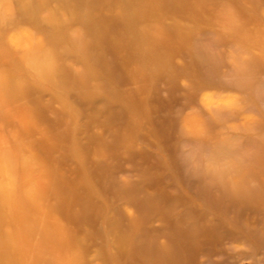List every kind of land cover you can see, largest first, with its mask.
<instances>
[{"label": "rangeland", "instance_id": "rangeland-1", "mask_svg": "<svg viewBox=\"0 0 264 264\" xmlns=\"http://www.w3.org/2000/svg\"><path fill=\"white\" fill-rule=\"evenodd\" d=\"M9 2L0 264H264V0H230L251 55L238 89L192 55L221 0ZM226 103L240 193L187 174L175 151L181 118Z\"/></svg>", "mask_w": 264, "mask_h": 264}, {"label": "clouds", "instance_id": "clouds-1", "mask_svg": "<svg viewBox=\"0 0 264 264\" xmlns=\"http://www.w3.org/2000/svg\"><path fill=\"white\" fill-rule=\"evenodd\" d=\"M13 13L9 0H0V18L7 20ZM240 20L230 0H221L210 21L209 31L198 38L193 46V58L206 74L215 76L228 89H238L250 80L251 55L235 39L240 30ZM73 37L77 33H72ZM235 96V94H233ZM203 115L198 124L189 127L181 118L178 124L175 151L184 171L205 185L221 192L240 193L246 179L245 153L238 150L237 126L229 113L232 103L218 105L209 111L203 104ZM254 117H245V124ZM215 123L222 132L212 139L205 131L206 122ZM240 246L235 251L240 252Z\"/></svg>", "mask_w": 264, "mask_h": 264}]
</instances>
